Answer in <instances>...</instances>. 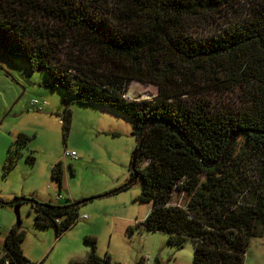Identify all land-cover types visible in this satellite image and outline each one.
I'll return each instance as SVG.
<instances>
[{"label": "trees", "instance_id": "1", "mask_svg": "<svg viewBox=\"0 0 264 264\" xmlns=\"http://www.w3.org/2000/svg\"><path fill=\"white\" fill-rule=\"evenodd\" d=\"M223 13L235 20L221 33L193 28ZM0 55L44 72L46 87L68 99L132 123L131 179L110 195L140 181L136 200L153 209L137 228L167 234L178 248L191 241L193 264H244L251 242L264 239V0H0ZM135 82L156 86L157 95L124 98ZM231 90L238 110L207 99ZM61 118L66 137L72 112ZM29 141L26 134L15 139L6 172ZM66 169L63 161L52 169L60 192ZM176 194L187 203L173 204ZM89 200L0 198V207L30 205L36 227L53 228L60 239ZM20 224L2 243L0 264H34ZM86 243L89 258L73 264H111L95 238Z\"/></svg>", "mask_w": 264, "mask_h": 264}, {"label": "rangeland", "instance_id": "2", "mask_svg": "<svg viewBox=\"0 0 264 264\" xmlns=\"http://www.w3.org/2000/svg\"><path fill=\"white\" fill-rule=\"evenodd\" d=\"M223 15H218L214 23L210 21L204 27L193 28L200 35L209 29L221 33L235 20ZM25 67L23 63L16 64L0 55V198L42 202L38 199L42 195L49 200L42 203L53 204L64 202L54 200L58 193L70 194L77 201L96 198L80 205L78 223L60 239H56L53 228L36 227L35 213L30 205L20 206V225L26 233L22 245L25 256L33 263L41 257L38 264H63L68 258L66 253L74 248L77 251L81 244L91 253L92 246L86 243V238L93 237L97 240L98 255L109 256L111 264H140L142 259L144 264L157 261L159 264H193L191 241L178 248L170 244L167 234L136 227L153 209L152 203L142 204L136 200L141 193L140 181L126 191L104 196L125 186L131 179V160L137 146L132 123L109 110L68 99L60 89L46 87L44 72L30 73ZM157 93L156 86L135 82L126 95L128 100L142 101L152 100ZM237 93L235 90L220 95L214 93L207 99L213 105L222 103L238 110L242 102ZM33 100L45 102L47 106L41 110L32 107ZM65 110L72 112L66 137L61 118ZM21 133L30 137L28 147L16 167L6 172L7 152L13 138ZM65 151H75L77 159H68L65 163ZM30 156L34 162L27 160ZM60 161L64 162L68 177V182H63L62 192L51 176L54 165ZM186 203V194L173 197V204L183 206ZM9 215L11 227L4 223L9 221ZM0 224L1 252L6 234L18 224L15 209L0 207ZM244 264H264V239L251 242Z\"/></svg>", "mask_w": 264, "mask_h": 264}, {"label": "crops", "instance_id": "3", "mask_svg": "<svg viewBox=\"0 0 264 264\" xmlns=\"http://www.w3.org/2000/svg\"><path fill=\"white\" fill-rule=\"evenodd\" d=\"M6 94V93H5ZM2 106L5 108V104L4 103H2ZM21 134H23V133H21ZM19 135V134H18ZM15 137L13 138V142H12V144L14 143V141H15ZM11 144V145H12ZM11 147V146H10ZM73 152H75V151H73ZM77 157H78V154H77ZM67 162V161H66ZM65 162V163H66ZM64 180H66L67 182H68V177H67V174H66V171H65V176H64ZM64 180H63V182H64ZM58 195H62V201L64 200V199H66V198H68V199H70V200H72V201H77V200H74V199H72V196L70 195V194H68V195H66V196H64L62 193H58V194H56V196H55V198H54V200L56 199V201H58L57 200V197H58ZM40 201H42V202H44V201H49V200H47V198H43L42 197V195H40L39 196V198H38ZM61 201V202H62ZM48 203H52V202H48ZM11 220H12V218H11V216L9 215V221H8V219L7 220H5L4 221V223H5V225H7V227H11V224H10V222H11ZM0 227H1V224H0ZM11 229V228H10ZM10 231V230H9ZM9 231H8V233H9ZM7 233V234H8ZM7 234H6V236H7ZM49 250V246L48 247H46V249L44 250V253H43V256L45 255V253L47 252ZM67 250V249H66ZM72 250H74V251H70V250H67V251H70V252H68V253H66L67 255H68V258H67V260L63 263V264H73V263H75V262H80V261H85V260H87L88 258H89V256H90V252H89V249H85V248H83L82 247V244H81V246H79V248H78V250L77 251H75V248L74 249H72ZM42 256V257H43ZM100 256V255H99ZM101 257V256H100ZM103 258V257H102ZM42 258L40 257L39 259H37V261L38 262H36V263H34V264H38L39 263V261L41 260ZM70 261V262H69ZM33 263V262H32Z\"/></svg>", "mask_w": 264, "mask_h": 264}, {"label": "built area", "instance_id": "4", "mask_svg": "<svg viewBox=\"0 0 264 264\" xmlns=\"http://www.w3.org/2000/svg\"><path fill=\"white\" fill-rule=\"evenodd\" d=\"M124 98L128 99L127 95H125ZM31 105L34 107H38L41 110L42 107H44L46 105V103L44 102L41 104L37 100H33ZM68 159H75L76 160L77 159L76 152L65 151L63 161L66 162ZM62 198H63L62 195H58L57 200L61 201Z\"/></svg>", "mask_w": 264, "mask_h": 264}, {"label": "water", "instance_id": "5", "mask_svg": "<svg viewBox=\"0 0 264 264\" xmlns=\"http://www.w3.org/2000/svg\"><path fill=\"white\" fill-rule=\"evenodd\" d=\"M136 156H137V151H135V153L133 155V163L136 160ZM133 175L135 176L133 180H136L137 179V175H135V173H133ZM108 195H110V193L105 194L104 196H108ZM99 197H102V196H99ZM99 197H97V198H99ZM91 199L93 200V199H96V198L94 197V198H91ZM15 213H16V216H17V222H18V224H20V222H21L20 207H17L15 209Z\"/></svg>", "mask_w": 264, "mask_h": 264}]
</instances>
